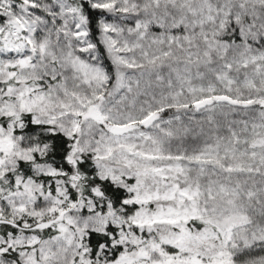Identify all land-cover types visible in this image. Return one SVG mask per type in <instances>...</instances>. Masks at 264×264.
<instances>
[{
  "label": "snow or ice",
  "instance_id": "snow-or-ice-1",
  "mask_svg": "<svg viewBox=\"0 0 264 264\" xmlns=\"http://www.w3.org/2000/svg\"><path fill=\"white\" fill-rule=\"evenodd\" d=\"M0 264H264V0H0Z\"/></svg>",
  "mask_w": 264,
  "mask_h": 264
}]
</instances>
